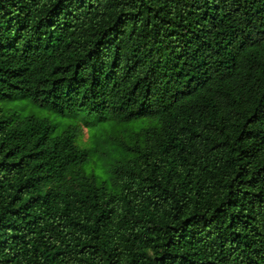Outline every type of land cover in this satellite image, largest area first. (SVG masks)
Returning <instances> with one entry per match:
<instances>
[{"label":"trees","instance_id":"obj_1","mask_svg":"<svg viewBox=\"0 0 264 264\" xmlns=\"http://www.w3.org/2000/svg\"><path fill=\"white\" fill-rule=\"evenodd\" d=\"M117 123L0 118V264H264V0H0V98Z\"/></svg>","mask_w":264,"mask_h":264},{"label":"rangeland","instance_id":"obj_2","mask_svg":"<svg viewBox=\"0 0 264 264\" xmlns=\"http://www.w3.org/2000/svg\"><path fill=\"white\" fill-rule=\"evenodd\" d=\"M29 114L46 118L53 127V134L59 133L69 125L78 126L76 143L89 150V157L82 165V171L93 176L97 183L105 184L111 191L116 190L112 183L111 167L114 161L121 159L125 153L116 143L112 144L104 139L113 137L115 141L129 142L131 133L153 122L151 118L139 117L117 123L109 119H99L96 114L85 110L66 109L63 112L44 106L26 95L0 98V118Z\"/></svg>","mask_w":264,"mask_h":264}]
</instances>
